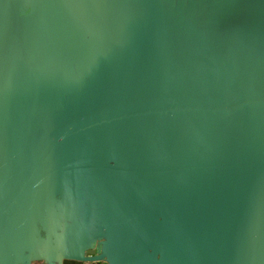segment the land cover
<instances>
[{
  "label": "water",
  "instance_id": "1",
  "mask_svg": "<svg viewBox=\"0 0 264 264\" xmlns=\"http://www.w3.org/2000/svg\"><path fill=\"white\" fill-rule=\"evenodd\" d=\"M264 264V0H0V264Z\"/></svg>",
  "mask_w": 264,
  "mask_h": 264
},
{
  "label": "rangeland",
  "instance_id": "2",
  "mask_svg": "<svg viewBox=\"0 0 264 264\" xmlns=\"http://www.w3.org/2000/svg\"><path fill=\"white\" fill-rule=\"evenodd\" d=\"M64 264H92V263L90 261L65 260ZM102 264H105V263H102Z\"/></svg>",
  "mask_w": 264,
  "mask_h": 264
},
{
  "label": "flooded vegetation",
  "instance_id": "3",
  "mask_svg": "<svg viewBox=\"0 0 264 264\" xmlns=\"http://www.w3.org/2000/svg\"><path fill=\"white\" fill-rule=\"evenodd\" d=\"M92 264H102V263H105L104 261H99V262H96V261H90Z\"/></svg>",
  "mask_w": 264,
  "mask_h": 264
}]
</instances>
